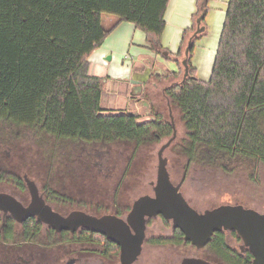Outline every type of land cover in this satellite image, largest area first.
Listing matches in <instances>:
<instances>
[{
    "label": "trees",
    "instance_id": "obj_1",
    "mask_svg": "<svg viewBox=\"0 0 264 264\" xmlns=\"http://www.w3.org/2000/svg\"><path fill=\"white\" fill-rule=\"evenodd\" d=\"M168 3L0 0V119L84 143L139 145L151 136H170L172 127L160 113L144 123L128 113L104 114L103 80L88 74L87 62L114 27L104 28L103 15L133 24L161 53ZM188 33L174 56L180 79L163 95L181 114L189 156L199 154L208 163L222 157L264 162V0H228L207 82L191 63L203 33L185 56ZM5 230L13 236L11 221Z\"/></svg>",
    "mask_w": 264,
    "mask_h": 264
},
{
    "label": "rangeland",
    "instance_id": "obj_2",
    "mask_svg": "<svg viewBox=\"0 0 264 264\" xmlns=\"http://www.w3.org/2000/svg\"><path fill=\"white\" fill-rule=\"evenodd\" d=\"M227 3L228 0H200L192 20L193 32L205 13L201 24L205 28L204 35L195 41L192 56L200 60L199 63L205 61L207 67L214 61ZM114 19L103 15L102 25L107 27L108 21ZM189 39L190 35L183 46ZM155 104L163 122L173 127L168 137L151 136L139 145L127 141L84 143L55 138L41 134L38 127L34 129L0 119V151L7 150L11 156L9 166H20V173H26L39 187L47 183L62 194L57 195L58 200H53L56 208L72 209L78 204L91 213L95 211L93 202L96 200L90 196L97 189L104 193L105 203H111L110 196L115 193L121 205L129 206L141 196L152 195L158 151L174 132V140L163 152V157L173 183L179 184L186 169L180 191L191 207L203 211L220 205L242 204L264 212V162L222 157L208 163L199 154L189 156V142L178 108L168 106L161 97ZM103 110L104 114H126V110L116 108ZM147 121L149 118H138L139 123ZM79 189L85 191L84 196L89 194L88 201H78L81 195L76 191ZM61 199L66 203H60ZM77 202H85V206ZM157 223L160 225L158 220ZM162 230L166 235L170 232L167 225Z\"/></svg>",
    "mask_w": 264,
    "mask_h": 264
},
{
    "label": "flooded vegetation",
    "instance_id": "obj_3",
    "mask_svg": "<svg viewBox=\"0 0 264 264\" xmlns=\"http://www.w3.org/2000/svg\"><path fill=\"white\" fill-rule=\"evenodd\" d=\"M202 15L204 16L205 13ZM202 20L201 18L198 20L196 30L192 32L190 38L192 41L204 31V27L201 26ZM37 127L38 132L42 134L41 128ZM43 134L46 133L43 132ZM10 157L7 150L3 153L0 151V194L13 197L24 208L29 207L32 204V198L26 185V179H28L36 186L38 198L57 214L67 217L72 212L80 211L94 217L115 216L122 221V224L110 231L122 232L132 240L124 247L129 249L135 247L140 230H142V239L139 251L134 254L128 252L124 258L121 244L110 240L107 235L90 232L82 227L74 232L64 230L57 232L41 223L36 216L29 217L22 224H18L10 215L0 212V264H254L255 262L250 246L234 230L216 232L208 244L198 248L185 242L182 233L178 229H173L171 222L160 215L152 218L145 217L141 229L136 221L127 219L133 203L130 206L121 205L116 200L115 193L110 196L111 203H105L102 190L94 191L96 193H93L90 199L96 200L93 202L95 211L91 213L82 210L78 204L72 209H58L56 208L57 203L53 200H58L57 195L62 196V194L46 185L47 183L39 187L26 173H20V166H9ZM185 177L186 169L182 180L179 181L180 189ZM76 192L77 195H81L78 201H88L89 194L86 193L84 196L85 191H80V189ZM60 203L64 204L66 201L61 199ZM77 203L85 206V202ZM71 205L72 203L69 204ZM234 205L264 214L249 206ZM8 221H11L16 228L11 237L5 230V224ZM165 225L170 228L167 235L162 232Z\"/></svg>",
    "mask_w": 264,
    "mask_h": 264
},
{
    "label": "water",
    "instance_id": "obj_4",
    "mask_svg": "<svg viewBox=\"0 0 264 264\" xmlns=\"http://www.w3.org/2000/svg\"><path fill=\"white\" fill-rule=\"evenodd\" d=\"M203 19V16L201 17ZM192 46V40L187 43L185 56ZM185 74H187L186 58L182 60ZM173 128V127H172ZM175 133L158 151V164L156 171V181L152 188V195H144L133 202L132 210L127 219L136 221L138 224L143 222L145 217L162 216L170 221L173 229H178L185 242L200 248L211 241L214 233L221 230H234L242 240L250 246L255 256L254 264H264V214H259L252 210H246L240 205H222L211 210L198 212L192 208L180 193V185H174L166 167V159L163 152L174 140ZM28 192L32 198V204L24 208L13 197L0 194V212L10 215L13 220L22 224L29 217H37L44 225L60 232H74L80 227L94 233L104 234L110 240L121 244L124 258L128 252L137 253L142 239V230L134 248L124 246L132 242L122 232H113L110 229L121 226L122 221L115 216L94 217L84 212L76 211L63 217L52 211L50 207L37 196L36 186L32 181L26 179ZM109 229V230H108Z\"/></svg>",
    "mask_w": 264,
    "mask_h": 264
},
{
    "label": "crops",
    "instance_id": "obj_5",
    "mask_svg": "<svg viewBox=\"0 0 264 264\" xmlns=\"http://www.w3.org/2000/svg\"><path fill=\"white\" fill-rule=\"evenodd\" d=\"M199 2L169 0L160 40L161 53L150 49L146 35L133 24L119 23L116 18L108 21L104 28L114 27L87 60L88 74L103 80L102 109L126 110L128 114L151 120L153 113L161 114L155 107L156 99L161 97L168 106L171 105L163 90L180 79L175 77L179 69L174 56L179 51L185 31L193 29L192 20L198 12ZM188 35L191 38L192 33ZM193 57L191 63L196 77L207 82L213 63L207 67L205 61L199 63L200 60Z\"/></svg>",
    "mask_w": 264,
    "mask_h": 264
}]
</instances>
